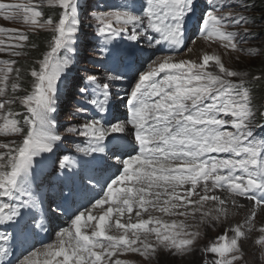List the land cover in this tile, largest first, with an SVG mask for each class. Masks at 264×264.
<instances>
[{
	"label": "snow or ice",
	"instance_id": "obj_1",
	"mask_svg": "<svg viewBox=\"0 0 264 264\" xmlns=\"http://www.w3.org/2000/svg\"><path fill=\"white\" fill-rule=\"evenodd\" d=\"M45 6L58 12L45 19ZM198 6V0H139L137 7L132 0L90 11L101 60L124 64L134 55L128 49L142 40L162 51L131 77L111 70L103 79L87 75L69 116L80 122L61 133L54 114L77 52L80 0H0V16L28 28H0L12 40L6 46L0 39L7 56L0 58V225L17 229L24 243L35 234L30 221L44 211L37 158L55 157L48 183L58 189L51 203L61 214L77 195L100 187L75 208L56 241L26 248L15 264H132L120 258L129 253L159 264L161 253L184 258L197 251L200 264H248L242 241L252 232L259 233L254 244L264 257V136L257 134L264 132V103L256 104L254 95L264 87V71L226 66L216 52L177 59L195 51L185 49L194 17V45L202 40L223 55H264L259 47H243L259 38L253 29H264L258 23L264 16L249 15L254 0H204L199 16ZM39 30L50 36L29 62L37 48L29 32ZM123 81V96L114 94V82ZM115 101L123 103V113L116 114ZM69 138L71 154L56 156ZM242 210L240 222L199 246L202 229ZM14 235L0 232V264H12L8 242Z\"/></svg>",
	"mask_w": 264,
	"mask_h": 264
},
{
	"label": "rangeland",
	"instance_id": "obj_2",
	"mask_svg": "<svg viewBox=\"0 0 264 264\" xmlns=\"http://www.w3.org/2000/svg\"><path fill=\"white\" fill-rule=\"evenodd\" d=\"M130 0H80L81 4V27L80 32L78 33V40L75 45L77 52L73 57V66L71 70L66 72L65 76L63 77L62 83V96L60 101L58 102V112L54 114L57 120V130L63 133L66 128L72 123H78L79 118L74 120H70L69 116L70 113L74 109V105L80 99L76 89L82 83L83 79L91 74L96 75L100 79H103L104 76L108 71H110L109 66L112 65L107 61H103L100 58L99 53V39L93 35L94 28L89 25L90 16L88 13L93 10H108V7L122 5L124 3H128ZM6 2H27V0H6ZM39 0H33V3H38ZM198 9H197V16H199V8L204 6V0H198ZM45 13V19L48 15H53L58 12V9H53L45 6L42 9ZM258 12H250L249 15L251 17H258ZM195 25H196V18L194 17L191 23L188 26L187 34H186V45L185 49L188 47L194 48V53L190 56H185L182 52L177 59H197L198 56L204 54L205 52L212 53L216 52L217 54H222V58L226 64V66L234 67L237 70H247L249 67L256 66V64L252 63L253 57H248L243 54L231 53L230 55H223L224 49L218 48L217 46L213 45L209 47L208 44L199 40L195 45L192 43V39L195 38ZM0 28L4 29H18L21 31H28L27 26H24L22 23L13 22V21H5L2 16H0ZM253 31H259V29L254 28ZM43 33H48L44 30H39L35 33L29 32L30 35H41ZM0 39L5 40V45H9L12 40L10 39V34L8 33H0ZM121 43L127 45V41L121 40ZM198 45V46H196ZM262 46V38H259L255 41H252L250 44H245L243 47H261ZM198 47V48H197ZM129 51L135 50L136 53L142 54L144 59L138 62L139 69H141V65L144 64L150 55H160V49L151 50L146 47V41L142 40L139 45L136 46L135 49H128ZM202 53V54H201ZM33 54V50H30V55ZM239 55L240 59L237 61L236 56ZM0 58H7L5 53H0ZM255 58V57H254ZM259 58V56L257 57ZM263 59V58H262ZM29 60V59H28ZM258 61V59L256 60ZM255 61V62H256ZM31 62V60H29ZM23 63V61H21ZM257 63V62H256ZM264 68V67H263ZM128 86L127 81L123 82H114L113 84V93L119 92L121 96H123V89ZM256 89V88H255ZM255 91V90H254ZM255 97V103H256ZM119 111L116 114H121L124 112V105L120 101H115ZM262 103H264V93L262 97ZM258 136H264V132H258ZM5 139V138H0ZM71 139H66L64 143L60 144L56 150V156L62 157L64 155L71 154ZM38 159V165L35 167V184L39 185V193L44 198V211H38L36 213L35 221H30L35 228V233L40 230L41 232L46 229V225L48 224L50 227V234L46 236L44 243L41 246H32L31 248L40 249L43 245L52 243L56 241V233L59 229L66 227L69 223L70 218H62L58 216V212L52 207L51 199L54 194H56L57 188H53L49 186L48 177L49 174L52 172V160L55 157H50L48 159ZM96 194V193H95ZM93 194V195H95ZM41 216V217H39ZM49 216V217H48ZM243 217V210L241 211L240 215H237V222H240ZM27 218V217H26ZM257 225L261 223V219L258 218L256 221ZM42 225V227H36V225ZM229 223L222 222L215 226V228L209 227L206 229H202L204 233L200 240L199 246L204 247L213 242H215L216 238L225 233V230L229 227ZM0 232L15 234L12 239L9 240L8 246L10 248V252L15 255L14 258L16 260L17 257H21V254L24 253L25 250L33 244L34 234H30L27 237V242H22V238L20 237L19 232L17 229L10 225H0ZM258 232H252L248 234V237L242 241L244 245V249L246 251V260L248 264H264V257L260 255V248L259 246L254 244V240L258 237ZM202 253L197 251L195 256L189 257H172L167 253H161L159 256V264H200ZM11 257V256H10ZM212 254H208L207 258H211ZM121 259H128L132 262V264H145L143 259L138 256V254H125L124 256L120 257ZM57 259H62L58 257ZM15 260L12 261V264H15Z\"/></svg>",
	"mask_w": 264,
	"mask_h": 264
},
{
	"label": "trees",
	"instance_id": "obj_3",
	"mask_svg": "<svg viewBox=\"0 0 264 264\" xmlns=\"http://www.w3.org/2000/svg\"><path fill=\"white\" fill-rule=\"evenodd\" d=\"M255 7L251 12H258V17L264 16V0H254ZM258 23H264V21H259ZM261 32V38H262V46L260 47L262 50H264V29H259ZM30 35V34H29ZM49 33H43L41 35H30V39L32 42L36 43L37 48L33 50V54L28 57L29 60H32L34 58H37L42 51L45 50V41L47 38H49ZM263 58V59H262ZM258 59V61H256ZM254 60L252 63L256 64V66L249 67L247 70L251 71L253 74H259L260 72L264 71V55L259 56V58L255 57L252 58ZM257 63H256V62ZM264 93V87H257L254 91V95L256 97V104L262 103V97Z\"/></svg>",
	"mask_w": 264,
	"mask_h": 264
},
{
	"label": "bare ground",
	"instance_id": "obj_4",
	"mask_svg": "<svg viewBox=\"0 0 264 264\" xmlns=\"http://www.w3.org/2000/svg\"><path fill=\"white\" fill-rule=\"evenodd\" d=\"M196 46H198V45H196ZM197 48H198V47H197ZM201 54H202V53H201ZM113 171H115V170H113ZM98 192H100V187H99V186L96 188L95 192H90V193H87V194H86L87 199L90 200V199L92 198V196H94L93 194L98 193ZM245 203H246V202H245ZM228 223H229V225L234 224V223H237V216H235V217H230Z\"/></svg>",
	"mask_w": 264,
	"mask_h": 264
}]
</instances>
